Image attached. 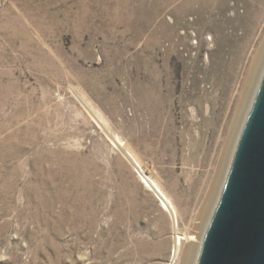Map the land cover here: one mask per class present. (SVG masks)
Returning a JSON list of instances; mask_svg holds the SVG:
<instances>
[{"label": "rangeland", "instance_id": "1", "mask_svg": "<svg viewBox=\"0 0 264 264\" xmlns=\"http://www.w3.org/2000/svg\"><path fill=\"white\" fill-rule=\"evenodd\" d=\"M263 49L264 0H0V264H181Z\"/></svg>", "mask_w": 264, "mask_h": 264}, {"label": "water", "instance_id": "2", "mask_svg": "<svg viewBox=\"0 0 264 264\" xmlns=\"http://www.w3.org/2000/svg\"><path fill=\"white\" fill-rule=\"evenodd\" d=\"M198 264H264V75Z\"/></svg>", "mask_w": 264, "mask_h": 264}, {"label": "bare ground", "instance_id": "3", "mask_svg": "<svg viewBox=\"0 0 264 264\" xmlns=\"http://www.w3.org/2000/svg\"><path fill=\"white\" fill-rule=\"evenodd\" d=\"M257 3H260V5H262L263 4V0H255ZM264 50V49H263ZM261 50L257 53V55L255 56V57H252L253 59H252V62H251V70H249L250 71V74H248V79H247V81H246V83H244L245 85H244V89H243V92H242V96H240L241 98H240V100H238L237 102V104H238V108L237 109H239L240 107H241V105L243 106V101H244V99H245V97L244 96H246L245 94H246V92H247V90H248V87H250L251 85L249 84V83H252V80H253V77H254V75H255V71L258 69V66H260L259 64H260V60L261 59H259V58H261ZM259 83H261V81H259ZM259 83H257V85H258V88H259ZM258 93V92H257ZM250 101H252V100H250ZM253 106V105H252ZM231 126V125H230ZM245 126L246 125H244V127H243V129H242V133H243V131H244V128H245ZM233 127H231V129H232ZM229 129H230V127H229ZM230 132H231V130L229 131L228 130V133L226 134L227 135V140L225 141V144L223 145V147H222V152H221V156H222V159L224 158V153H225V151H226V148L225 147H227V143H228V140H229V138H230ZM232 133V132H231ZM241 133V134H242ZM241 134H240V138H241ZM240 138H239V140H240ZM239 140H238V143H239ZM238 143L236 144V146L234 147L235 149H234V152H233V156H232V160L234 159V154H235V151H236V147H238ZM221 159V160H222ZM232 160H230L231 161V164H230V168H228L229 170L227 171L228 173L230 172V169H231V165H232ZM221 162V161H220ZM221 166V165H220ZM220 166H219V168L217 169V171L215 172L216 173V177L218 176V172H219V170H220ZM226 172V176H227V178H228V173ZM224 176V175H223ZM222 176V177H223ZM226 176H225V183H226V181H227V178H226ZM215 180H216V178H215ZM144 182L143 183H146V186L148 187V188H150L151 190H153L154 191V193L156 194V195H160L159 196V198H160V202L162 203L161 205H162V210L165 212V213H167V214H169L170 216H176V211H175V205L172 203V201H171V199H169V198H167V197H165V194L160 190V188L157 186V184H154V182H151V181H149V183L146 181V180H143ZM215 184V183H214ZM213 184V185H214ZM213 185H211V186H213ZM193 186V185H192ZM224 186V185H223ZM214 187V186H213ZM212 187V188H213ZM224 189V188H223ZM187 193V192H186ZM211 193V192H210ZM221 197V196H220ZM220 200V199H219ZM208 203V202H207ZM219 203V202H218ZM218 205V204H217ZM204 210H205V205H204V207L200 210V212L201 213H204ZM212 217H213V215H212ZM212 217H211V219H210V221H209V224L211 223V221H212ZM208 224V226H207V229H206V232H205V234L204 233H201V232H199V233H194L195 235H190V236H188V235H183L182 237H178L177 239H176V244H175V248H174V251H173V260H174V257L177 255V252H178V247L179 246H181V244H182V241H186L187 243H188V245L186 246V248L184 249V252H183V255H182V258H181V260L182 261H180L181 262V264H190L189 262L193 259V255H194V253H196V254H198V261H199V255H200V249L202 248V246H203V242H204V239H205V236H206V234H207V231H208V228H209V225ZM195 254V255H196ZM197 261V262H198ZM196 262V264H198Z\"/></svg>", "mask_w": 264, "mask_h": 264}, {"label": "built area", "instance_id": "4", "mask_svg": "<svg viewBox=\"0 0 264 264\" xmlns=\"http://www.w3.org/2000/svg\"><path fill=\"white\" fill-rule=\"evenodd\" d=\"M158 197V196H157ZM159 199V198H158Z\"/></svg>", "mask_w": 264, "mask_h": 264}]
</instances>
